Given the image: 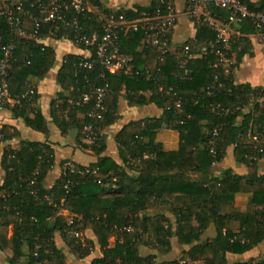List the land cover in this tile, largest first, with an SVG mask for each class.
Wrapping results in <instances>:
<instances>
[{
  "label": "trees",
  "instance_id": "obj_1",
  "mask_svg": "<svg viewBox=\"0 0 264 264\" xmlns=\"http://www.w3.org/2000/svg\"><path fill=\"white\" fill-rule=\"evenodd\" d=\"M244 1L252 10L264 9V4ZM93 4L96 11L79 19L83 34L89 37L95 33L102 35L101 14L123 15L127 21H135L142 12L154 13L158 9L156 0L148 7L118 11L108 9L102 0H93ZM24 8L29 14H36L28 2ZM4 10L5 3L0 0V11ZM214 12L224 18L229 16L222 9ZM15 13L22 20L21 33L34 34L30 15L17 10ZM194 24L196 36L186 42L192 46L194 58L184 65L175 56L161 60L159 49L143 45V34L133 32L124 37L121 48V53L134 58L130 75L108 72L102 78L98 71L78 70L77 64L82 59H95V51L89 52L84 46L77 47L81 54L70 53L64 57L58 76L62 93L53 104L54 121L62 135L77 131L79 141L83 142V129L90 122L87 117L90 107H74L69 100L93 93L105 84L109 85L110 93L103 120L96 125L97 141L89 145L96 155L106 151L105 131L117 120L122 98L132 107L154 105L162 115L130 123L118 134L123 165L108 157H101L89 167L76 165L74 173L63 172L50 190L43 186L54 165V151L48 145L25 143L19 151H6L3 168L7 178L0 186V251L11 248L13 255L8 258L9 264H20L24 258L27 264H66V257L54 242L57 232L64 234L78 259L90 256L91 247L72 238L73 230L82 235L92 230L97 237L104 257L92 264H230L227 254L244 255L264 242V176L259 175L257 167L264 159V106L258 103L253 107L254 113H244L252 97L264 98V88L236 86L233 73L227 76L219 73L213 66L214 56L199 54L201 45L216 40L215 31L208 25ZM234 27L244 36L234 38L233 51L245 36L255 33L250 22ZM0 31V62L3 48L15 46L9 70L11 97L20 100L31 90L35 91L31 103L5 105L3 110L10 109L16 117L26 118L28 109L37 100L36 89L29 81L44 78L56 64L55 51L40 41L53 38L71 43L75 28L48 23L40 30L39 39H34L20 35L6 16H0ZM220 84L225 88L218 91ZM212 87L216 89L215 95L209 96ZM179 102L180 109L176 106ZM240 117H243L241 123ZM25 121L36 131L48 132L40 112L34 119ZM165 127L180 133L179 150L164 151L156 144L157 132ZM215 129L220 132L214 139ZM249 131L252 137L258 138L257 142H243L242 137H247ZM0 135L3 136L1 144L5 140L3 130ZM213 147L215 153H212ZM230 147H235L238 161L248 165L247 176L235 175L232 170H225L219 177L213 174L214 167L223 162ZM87 169L98 170L94 175H82ZM34 179L35 185L31 186ZM247 193L254 195L256 211L225 212L237 194ZM160 207L168 208L169 213L147 215L149 210ZM60 211L74 215V225L58 216ZM231 222L239 223L240 229L230 228ZM211 225L217 236L203 243L202 236ZM111 237H117L113 248L109 243ZM175 237L188 248L179 259L161 262L155 261L156 256L140 254L143 245L170 255ZM234 264H264V257Z\"/></svg>",
  "mask_w": 264,
  "mask_h": 264
},
{
  "label": "crops",
  "instance_id": "obj_2",
  "mask_svg": "<svg viewBox=\"0 0 264 264\" xmlns=\"http://www.w3.org/2000/svg\"><path fill=\"white\" fill-rule=\"evenodd\" d=\"M104 5L112 10L118 11L120 9H131L135 6L148 7L152 0H102ZM255 5H263L264 0H248ZM176 8L181 14L179 23L172 35L173 49H179L184 43L196 36V26L187 17H185V10L187 7L186 0H175ZM239 44L234 46V55L237 61L236 69L233 72L234 83L236 86H250L252 89L264 88V44L260 43L253 36H245ZM41 43L47 47H51L56 54V64L54 68L42 79L32 78L29 82L36 89L37 100L31 106L26 118L34 119L35 115L40 112L45 120L47 126V133L36 131L29 127L25 121V117H16L14 112L10 109L0 110V130L5 134V140L0 144V186H2L7 178V173L3 168V158L6 151H19L25 143H40L48 145L54 151V165L48 176L43 182V186L50 190L53 188L57 180L63 173V164L66 161H74L76 165L82 167H89L98 163L101 157H108L113 159L117 164L123 165L120 159L117 136L130 123L147 121L152 118H158L162 115V111L154 105H146L139 107H132L129 101L122 98L116 114L117 120L105 131L106 137V151L103 155L98 156L93 153L87 142H80L78 139V132L71 131L67 135H62L58 125L54 121L53 104L58 101L62 93V87L58 83V76L63 64V59L70 53L81 54L82 52L71 43L58 41L53 38L41 40ZM261 103L264 106V98L257 99L252 97L250 105L244 110V113H254V105ZM243 117L239 118L241 123ZM243 142L254 143L258 138L251 136L249 131L247 137H242ZM156 144L164 151H177L180 148V133L175 130L163 128L157 132ZM235 147H230L226 152V156L222 163L215 166L213 174L219 177L225 170H232L235 175L247 176L249 174V167L247 164L238 161L234 154ZM258 173L264 176V159L258 162ZM137 175V174H133ZM108 197V194H104ZM254 195L251 193L237 194L232 206H227L225 212L231 213L237 211L240 213H251L258 209L254 203ZM161 213H169L168 208L160 207L149 210L147 215L154 217ZM63 217L69 220L75 217L67 211L63 212ZM175 221L174 218H172ZM230 228L237 231L240 229V224L231 222ZM176 226L174 227V229ZM12 236V230L10 231ZM217 236L214 225H211L206 233L202 236V242L209 243ZM56 247L66 257V264H92L96 259L104 257L98 239L92 230L86 231L82 235L81 242L91 247L90 256L83 259H78L69 242L65 239L62 232H57L54 237ZM110 248L115 247L117 237L109 239ZM173 251L170 255H162L153 251L148 246L140 247V254L143 257L156 256L155 261H169L180 258V254L187 250V247L182 246L178 238L172 239ZM13 252L11 248L6 251H0V264H9L8 258H11ZM264 257V242L244 255L227 254V260L230 264L243 263L256 260ZM26 258L20 261V264H27ZM202 264V263H199Z\"/></svg>",
  "mask_w": 264,
  "mask_h": 264
},
{
  "label": "built area",
  "instance_id": "obj_3",
  "mask_svg": "<svg viewBox=\"0 0 264 264\" xmlns=\"http://www.w3.org/2000/svg\"><path fill=\"white\" fill-rule=\"evenodd\" d=\"M5 10L0 11V16H6L11 27L21 33V18L16 16L15 11L24 12L30 15L35 33L26 35L21 33L23 37L39 39L38 35L43 25L52 23L55 25H69L75 28L73 42L75 47L84 46L89 52L95 51V59H82L78 64V70H86L90 72L98 71L100 77L104 78L106 73L116 74L123 72L125 75L133 73L134 58L121 53L122 41L129 33L143 34L142 44L149 48H156L160 51V59L163 60L168 56H175L182 65L188 63L192 56V46L184 44L179 49H173L172 35L177 27L181 14L176 8L175 0H156L158 9L154 13L142 12L135 21H127L123 15L101 14L100 21L103 23V33L99 35L95 33L92 37L83 34L80 26V17L86 16L88 13L96 11L93 0H3ZM28 2L30 8L36 10V14H29L24 10V4ZM185 17L191 22L199 25H208L216 33V40L201 45L199 54L202 57L214 56L216 58L215 69L224 75H230L236 69L237 61L233 51L234 38H240L244 35L234 26L241 22H250L255 29V33L250 36L255 37L260 43L264 44V9L256 11L250 9L244 0H186ZM214 9H222L229 13L228 18L222 17L214 12ZM52 35H54L52 33ZM249 36V35H247ZM2 34L0 31V42ZM15 46L13 44L3 48V59L0 62V110L5 105L15 107L21 103H31L35 91L31 90L20 100H14L11 97L9 70L14 55ZM217 80V77H216ZM225 88L224 84H220L217 88L221 91ZM213 87L209 89L208 95L214 96ZM161 91V89H160ZM172 92V89L171 91ZM110 93L109 85L105 84L97 88L93 93L81 95L78 99H70L69 103L74 107H90L87 117L90 119L83 129V141L90 145L95 144L97 135L95 133L96 125L103 120L105 112V103ZM126 96V91L123 92ZM180 109L182 104L177 103ZM166 128V127H165ZM220 129H215L214 139L218 138ZM3 136L0 135V139ZM214 142V140H213ZM212 153H215L214 147ZM76 164L74 161H66L63 166V172L70 171L74 173ZM98 169L81 172L82 175H94ZM35 173L34 177H37ZM35 180L30 183L35 185ZM101 184V182H98ZM67 188V187H66ZM2 196L0 195V200ZM49 200V197H46ZM64 211H60L58 216H63ZM75 217L67 220L72 226L75 223ZM131 231V228L128 229ZM74 239H82V234L77 230L71 232ZM83 243V242H82ZM83 246H87L83 243Z\"/></svg>",
  "mask_w": 264,
  "mask_h": 264
},
{
  "label": "rangeland",
  "instance_id": "obj_4",
  "mask_svg": "<svg viewBox=\"0 0 264 264\" xmlns=\"http://www.w3.org/2000/svg\"><path fill=\"white\" fill-rule=\"evenodd\" d=\"M83 142H85V141H83ZM90 145V144H89Z\"/></svg>",
  "mask_w": 264,
  "mask_h": 264
}]
</instances>
